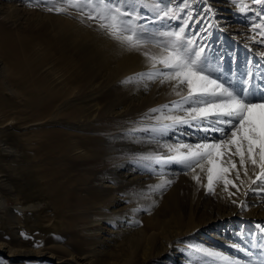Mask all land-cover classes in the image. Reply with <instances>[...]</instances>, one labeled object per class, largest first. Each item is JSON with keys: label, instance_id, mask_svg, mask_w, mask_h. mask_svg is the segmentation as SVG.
Here are the masks:
<instances>
[{"label": "bare ground", "instance_id": "6f19581e", "mask_svg": "<svg viewBox=\"0 0 264 264\" xmlns=\"http://www.w3.org/2000/svg\"><path fill=\"white\" fill-rule=\"evenodd\" d=\"M30 1H0V264H36L52 243H61V254L45 255L51 260L48 264H158L157 258L184 236L192 242L188 248H177L179 251L201 249L202 243L196 241L199 235L194 233L193 207L203 197L201 190L210 191L208 169L213 165L205 159L192 162L191 168L178 163L186 174L175 177L178 173L171 165L175 161L169 158L188 152L181 145L213 144L223 137L205 135L190 142L182 138L180 144L167 139L177 127L208 128L207 123L197 121L157 132L152 139L155 149L150 148L143 157H155L150 166L158 165V169L152 172L150 167L137 165L135 171L126 166V156L140 146L137 139L145 138L140 134L137 139H125L124 129L115 128L118 125L113 120L121 118L123 123L143 108L160 109L163 105L168 108L163 109L162 118L157 119L161 112H149L157 128L172 124L168 117L186 116L173 107L174 102L184 108L191 106L183 103L182 97L187 95L184 85L176 95L174 81L161 83L159 78L140 76L154 71L143 53L159 56L163 48L131 49L113 39L99 22H88L77 11L49 15L33 8ZM67 1L48 0V4L52 3L54 11L68 9ZM129 1L133 12L144 2L149 10H144L146 6L142 10L155 17L188 6L184 22L171 27L188 31L197 50L204 49L202 57L212 63L214 71L236 74L235 91L264 93V38L246 32L243 23L226 19L224 10L210 8L219 4L215 0ZM203 2L206 4L200 6ZM233 5L250 9L251 15L264 13V0H236ZM117 6L122 7L123 2L119 0ZM194 14L195 20L189 21ZM209 18L226 27L231 38L243 45L233 39L226 41L232 45L218 41L209 31ZM156 67L167 71L161 64ZM101 118L107 119L105 126L98 123ZM141 121L140 125H150ZM218 151L211 189L222 199L219 204L226 208L236 203L234 207L240 210L251 192V202L264 205V196L255 194L264 191V179H257L258 164L246 159L241 166L239 156L233 155L234 145ZM229 159L236 163L235 169ZM150 174L154 175L151 181L146 179ZM218 178L222 181L216 182ZM130 185L132 192L127 189ZM141 185L159 190L151 197L143 196L137 191ZM186 198L197 204L188 207ZM258 207L255 203L249 209H254V215L264 214V208ZM104 221L110 225L108 230L100 227ZM101 233L108 236L101 240ZM256 233L237 230L240 239L235 240L242 242V251L228 248L241 253L239 262L248 263L245 258H250L251 264H264V233ZM228 242L236 245L233 238ZM213 246H203V253H218L220 249L216 252ZM213 257L204 254L206 262H202L214 264ZM168 259L167 264H184L174 253ZM227 264H236V257Z\"/></svg>", "mask_w": 264, "mask_h": 264}, {"label": "rangeland", "instance_id": "374dc122", "mask_svg": "<svg viewBox=\"0 0 264 264\" xmlns=\"http://www.w3.org/2000/svg\"><path fill=\"white\" fill-rule=\"evenodd\" d=\"M0 1H2V0H0ZM121 1L123 2V6L121 7V10L126 13V15L123 17V19H125V20L131 19L133 21L134 25L136 26V30L138 32H143L146 39L152 40V43H150L147 46V48H151V46L154 47L153 44H154L155 40L161 41L162 46L160 48H163V42L174 39V38L161 36L160 33L168 32V31H173V32L178 31V30L173 29L171 26L173 23H175V24L183 23L184 17L188 11V6H183V7L178 8V9L177 8L173 9V11L171 10L169 16H164V14H163L164 12H163L161 15H157L155 17L152 15L146 14L142 10V8L144 6H146V7H144L146 9L143 8L144 10H147V11L149 10V9H147L148 6L146 5V3L144 5V2H141L142 7L138 12H133L131 9V3L129 0H121ZM126 1H128L129 3L128 2L126 3ZM229 1L230 0H215L214 1L215 3H219V4H215V5H221V6H215L212 4V6L210 8H212V9L214 8L217 10H224V13L226 15V19H228L229 21H231L234 24H235V22H241L245 26H247V29L245 28L246 32H249L251 34L256 32L257 34H259V35H257L258 38H260V39L264 38V34H262V30H264V13H258V14L251 15L252 12L250 11V9H247V10L243 9V8L237 9V7L233 5L236 0H232V3ZM50 2H53V1H50ZM50 2L48 4V0H31L30 1V3L32 4L31 6L33 8H35L36 10L42 9L44 13H47V12L51 13L49 15L58 14L57 13L58 11H56V10L54 11L51 9L54 7L52 6V3H50ZM169 2H171V0H169ZM184 2L185 1H183L181 3V6ZM222 2H224V4L227 3L228 5H224ZM65 3H67V4H65L66 8H68V9H65L67 14H69L70 11H77L78 14H80L79 16L83 17V19L87 20L88 22H92V23L99 22L100 23V21L98 19H90L89 18L90 15L96 16L97 13H96L95 9L88 7V6H85L84 0H81V6L79 8L69 6L68 1ZM124 4H126V5H124ZM204 4H206V2L201 3L200 6H202ZM234 9H236V10H234ZM240 10H242V11H240ZM60 13H62V12H60ZM227 13L230 15H227ZM195 17H197L195 14L192 15V18L189 19V21L193 22L195 20ZM162 18H164V19H162ZM242 19H245V21H243ZM95 20H96V22H95ZM208 20L211 21L209 23V31L212 34V36L215 37L218 41H221L224 45H232L231 43H226V41L233 39V40H235V42L242 44V42H240L239 40H237L235 38H231L232 37L231 31H229L226 27L221 25L217 20H215L213 18H209ZM179 28H180V25H179ZM183 35H184L185 40H191L194 42V46H196L195 50H197L198 45L195 43V41L189 35L188 31H184ZM202 59H204V58L202 57ZM262 63L263 62H261L259 64H262ZM211 64L212 63H208V67L214 72V75H213L214 78L213 79L219 77V82L224 83L225 87H228L229 85H231L233 90L238 89V85L236 83L237 79L235 78L236 74L231 75V73H229V75H228V73L223 74L222 71H221V73H220V71L219 72L214 71V67ZM260 78L261 77H259L258 80ZM242 80H243V77L240 78L239 83ZM151 110H150V108H147V109L143 108V109H141L140 112H137L138 114L135 113V114H133L134 116L132 114L129 115L128 117H130V118L128 120L127 119L123 120V123H122L121 118L116 119V120L113 119L115 122H117V125H118L115 128L122 127L124 129L123 132H124L125 139L127 137V140H129V138H130V140H132V137L136 138L140 134L143 138H145V141H141V139L140 138L137 139L138 138L137 137L136 139L138 140L139 143L141 142L142 145H141V143L140 144L138 143V145H140V146L139 147L137 146V148L135 149L136 151L134 150L135 152L134 151L130 152V154H129L130 157L126 156V159H128L127 162L125 161L127 164L126 166L129 167L130 169H133V170L135 169V171H138V169L141 167H150L152 169H148V168H146V169L154 172L159 167L158 165H154L151 167L150 163H151V161H153V159H147L148 160L147 161L143 157L144 155L148 154V152H151L150 148L155 149V146H156V144L154 142H152V139L156 137L157 132L154 134V132L152 133L151 129L157 128V126L155 124L157 121L154 120L155 117L153 115L149 114V112H151ZM145 113L147 116L145 115ZM131 119H134V120H131ZM141 120H145L144 122H148L147 124H150L151 126L150 125H149L150 127L147 126L146 123L144 124L145 126L143 124L140 125V123L142 122ZM100 121H102V122H100ZM106 122L108 123L107 119H105V118H101L98 121L99 124H103L104 126L107 124ZM205 123H207V125H208V128H207L208 131H204V129H199V130L193 129L192 130V129H189L190 127L184 128L183 126H181V127H177L176 129H174L175 131L173 130L171 132V134L168 135L167 139H171L174 143L180 144V139H182V138L186 139L187 142H190L196 138L202 140L205 135L210 137L211 139H216L217 137H219L217 135L221 136V133L213 130V128L214 127H225V125H222V124L221 125H212L208 122H205ZM131 124L134 126H132ZM103 125H102V127H104ZM154 126H156V127H154ZM144 128L147 129V131H145ZM178 128L179 129L183 128L184 131H186V132L185 133L179 132L181 130H179ZM154 135H155V137H154ZM129 136H131V137H129ZM217 142H219V141H217ZM149 143H151V144H149ZM138 153H140V154H138ZM145 157H150V156H145ZM137 165L139 167L138 169L136 168ZM171 165H172V168L175 170V172L178 173V174H175L176 175L175 177L186 174V172L181 170L180 165L178 163L172 162ZM136 174H138V173H136ZM152 177H154V175L150 174V176L146 179H149L151 181ZM141 179L144 181L145 178H141ZM215 181L220 182L222 180L220 178H218ZM172 184H175V182H172ZM138 188H140V189L137 191L138 192L140 191V194H142L143 196L146 195L147 197H151L152 194L154 195V193H156L159 190V188H156V190H155V188L149 187L146 185H141ZM127 189L129 190L128 192H130V191L132 192L134 188H132V185H130V186H128ZM165 192L166 191H163V193H165ZM206 192L207 191H202V190L199 192V194L202 193L203 197H202L201 201L198 202V204L194 201L191 202V200L189 198L188 199L186 198V200H185V203L188 207H190L191 205L193 206V205L197 204L196 206L193 207V209H194V221L193 222L197 223V226L194 230V233L199 235V237L198 236L196 237V241H198L199 245H200V243H202L201 245L206 246L209 249L211 247H208V246H211L212 244L215 245V246H213V249L216 252H218V249H220L218 253L221 254L222 257L228 256L227 258H229L226 261L220 257H213L212 262H214V264L215 263L216 264H227L230 260H233L235 257H236V264H249L250 258L249 259L245 258V260L248 261V263L239 262L240 258L242 257V255L240 253L242 251V248H241L242 242H238L235 240L236 238L240 239L239 235L237 234V230H239V227H240L242 230H245L247 233L249 231L257 232L256 233L257 235H261V232L264 233V214L254 215V213H253L254 209H249V206L250 205L255 206V203H256V205L258 204V206H259L258 208H260V207L264 208V205H261L260 203H258V201L251 202L250 199H251V197H252L251 195H253V193L251 194V192H250L249 195H247V197H245V199L243 200L242 208L240 210L234 207V205L236 203H232L231 206L225 208L224 204H219V203H221L222 199L218 198L215 195V192L213 190L208 191V193H206ZM255 194H258V196L263 197L264 191L258 190L257 193H255ZM74 200L76 201V199H74ZM9 206H13V203L10 202ZM104 223L103 224L100 223V227L104 230H108V228H110V225L106 224L108 222L104 221ZM189 225H191V224H189ZM101 235H102L101 240H104L105 235H107V233L106 234L101 233ZM221 238H224V239H221ZM231 238L234 239V243L236 242V245H231L230 244L231 242L230 243L228 242V240H230ZM177 241L178 242L172 243V246H169L168 249L165 252H163V254L160 257L157 258V260H159L158 264H167L168 260H169L168 256L171 253H174L178 259H180L182 262H184V264H208V263H204V262H206L204 259V254L205 255H207V254L203 253V252H205L203 250V246H201L202 248L199 250L193 249V250H190L189 252L186 253L185 251L182 252V251H179L178 249L180 246H183V247L186 246L184 248H188L190 245L189 243L192 242V239L187 238V236H184L183 238L181 237V239H179ZM244 241H246V240H244ZM106 242H109V243H106V245L110 246V243H111L110 237H109V239L106 238ZM205 242H208V243H205ZM207 244H209V245H207ZM262 244H264V241L261 243V245ZM258 245H259V243H258ZM50 246H51L50 250H46V252H44L42 254L43 256H41L40 261L38 263L36 262V264L51 263L50 259H46L44 257L45 255H51L52 253H55L58 255L61 254V243H52ZM231 246L241 248L240 252L238 250H237V252H232L228 248ZM112 250H113V247H112ZM31 259H34V257H31ZM166 260H167V262H166ZM32 261L33 260H29V262L33 263ZM202 261H204V262H202ZM154 262H155V260H154ZM53 264H54V261H53ZM149 264H157V263H153V262L151 263L150 262Z\"/></svg>", "mask_w": 264, "mask_h": 264}, {"label": "snow or ice", "instance_id": "6c2138e0", "mask_svg": "<svg viewBox=\"0 0 264 264\" xmlns=\"http://www.w3.org/2000/svg\"><path fill=\"white\" fill-rule=\"evenodd\" d=\"M68 2L72 7L81 6V0H68ZM118 2L119 0L116 2L113 0H84L85 6L95 9L97 13L96 16L90 15L89 18L98 19L100 27L105 29L113 39L134 50L146 48L152 40L146 39L143 32H138L131 19H123L126 13L121 10L120 6H117ZM255 2L261 3V0H255ZM56 10L65 11L63 8ZM163 14L169 16L170 11H164ZM183 32L181 28L176 32L160 33L161 36L174 39L163 42V52L159 56L151 55L148 51L143 53L151 62L154 71L140 74L141 78L145 76L149 80L159 78L161 83L174 81L172 91L176 95L181 94L177 89L184 85L187 95L182 97L183 103L191 105L184 108L183 104L174 102V109L185 112L186 116L168 117L172 120V124L165 125L163 128H152L151 131L166 132L177 125L191 126V121L225 125V127L213 128L223 137L218 143L181 145L187 148L188 152L169 159L190 168L192 162H197L199 159L207 160L213 165L208 169V183L211 191L215 167L214 158L220 155L218 150L222 147L234 145L233 155L239 156L240 165L244 166L246 159L253 165L258 164L260 175L257 179H264V93L257 95L245 89L237 92L232 89L231 85L225 87L224 83L219 82V77L213 79L214 72L208 67L206 58L202 59L204 49L201 47L199 50H194V42L185 40ZM153 46L160 48L161 41L155 40ZM157 64L163 65L167 71L157 68ZM164 108H168V105H163L160 109L154 108L151 111L161 112V117H157L160 119ZM210 117L215 119H209ZM145 159L156 158L146 157ZM228 162L233 169L236 168L234 161L229 159ZM222 171H227V169ZM245 175H247L246 168ZM237 177H239V172H237ZM194 178L198 179V177ZM226 183H231V181H226ZM206 254L228 260L219 253L206 252Z\"/></svg>", "mask_w": 264, "mask_h": 264}]
</instances>
